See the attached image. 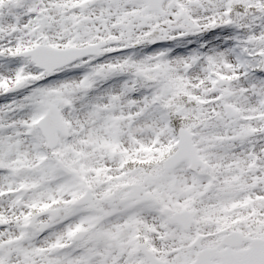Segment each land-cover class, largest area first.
<instances>
[{
	"label": "rangeland",
	"instance_id": "1",
	"mask_svg": "<svg viewBox=\"0 0 264 264\" xmlns=\"http://www.w3.org/2000/svg\"><path fill=\"white\" fill-rule=\"evenodd\" d=\"M88 1L0 0V96H3L1 93L7 88L20 82L25 83L21 90L12 94L14 96H8L10 101L6 100L7 96L0 97V264H22L16 255L22 249L30 260L39 256L40 262L36 264H43L42 259H45L44 264H142L139 260L127 257L129 238L132 239L135 234L133 230L128 232L127 228L133 221L143 222L141 226H145V231L147 229L150 234V246L156 251H162L159 244L162 229L167 226L164 225V219L153 210L145 211L140 205L141 209L136 208L124 214L119 209L115 212V224L103 225L105 219L99 218L98 210L90 215L83 213L86 209L73 207L81 193V185L88 186L93 198H98L101 186L97 190L94 187L99 185V180L121 182L125 178L113 171L116 170L115 163L106 161V157H111L107 149L111 143L121 142L125 145H117L119 156L116 161L123 148L136 154L141 152L138 150L140 147L142 151L150 148V151L168 152L174 147L173 130L176 126H183L193 135V143L201 162L196 178L188 175L181 167L172 174L150 175L135 183L142 189L146 186L151 190L170 189L169 186L177 182L172 189L181 194L180 199L184 197L180 201L174 199L173 202L186 206L187 201H198L191 210L197 221L208 223L209 229L204 230L206 234L218 232V228L244 229L248 225L262 235L264 77L258 75L257 70L262 63L258 55L264 53V0H168L172 6L167 17L161 19L154 15L147 16L140 4H131L126 0H101L92 7ZM226 1L246 8V14L238 26L243 42L240 49L248 60L241 62L239 55L229 53V32L225 43L222 39L214 43L213 34L206 38L205 41H210L212 48V65L209 68L203 69L201 65L205 60L198 64V58L188 72L184 67L188 68L192 61L186 59L163 63L153 62L150 57L147 63L146 58H135L133 65L139 66L140 72L144 74L152 71L155 73L153 81L158 83L160 80L155 92L160 94L161 77L166 74V85L172 88L173 94L164 99L173 101L174 97L179 96L167 109L159 105L148 107L151 101L146 99L134 112L127 110V98L123 103V123L117 124L120 116L110 108L113 105L110 95L114 90L113 95L120 97L117 89L124 87H101L95 83H82L78 78L52 81L46 78L43 81L44 73L41 70L17 56L37 45L64 49L67 45L79 44L81 41L92 42L95 39L92 36L97 32L101 38H109L112 42L121 41L125 35H132L136 30L144 32L154 26L160 29L159 24L169 26L173 23L170 15L176 14L181 18L182 13L196 28L213 29L215 14L222 6L224 8ZM78 6L89 9L81 14ZM38 12H43L47 17L44 31L39 29ZM84 17L86 29L91 32L92 38L89 39H84L85 32H73L72 23ZM161 33L165 35L167 32ZM246 37L247 41L254 39L257 42L247 45ZM242 63L248 67L245 68ZM200 67L202 72L198 70ZM157 74L160 75L158 79ZM215 78L227 80L230 85L218 87ZM138 85L140 88L135 92L143 93L141 84ZM148 89L153 92L150 85ZM90 90L108 97L107 101H98L96 95L90 98L81 94ZM49 103L60 105L61 118L70 133L68 139H59L49 160H55L58 166L60 164L68 168L71 177L62 176L57 165L55 172L47 165L40 168L41 163H45V155L35 150L33 141H40L35 123L43 116ZM63 103H68L67 109ZM103 106L107 107V114L102 112ZM225 106L235 110L237 116L233 121L224 118ZM113 108H121V102L114 104ZM159 108L163 110L160 112ZM128 115L136 119L129 133L125 131ZM104 132L108 134L104 135ZM132 141L139 145L133 147L128 143ZM126 188L125 185L121 187L124 191ZM19 189L27 190L28 193L22 195ZM189 192L193 193V197ZM18 199L21 202L19 206L16 205ZM33 208L39 211L59 209L56 218L40 220L53 225L54 230L39 241L32 240L26 230ZM105 213L111 212L105 210ZM156 216L162 223L156 220ZM98 220L99 227L96 224ZM109 228H112V236L121 237L120 245L111 250L105 248ZM79 229L90 231L91 236L85 243L73 244L64 240L67 235ZM170 232L175 238L166 239L162 254L169 255V263L185 264L180 254H173L184 236L175 230ZM101 233L105 234V244L99 242ZM67 243L71 246L70 250L62 254L52 252L53 246L65 247ZM121 255L127 259L118 258Z\"/></svg>",
	"mask_w": 264,
	"mask_h": 264
},
{
	"label": "flooded vegetation",
	"instance_id": "2",
	"mask_svg": "<svg viewBox=\"0 0 264 264\" xmlns=\"http://www.w3.org/2000/svg\"><path fill=\"white\" fill-rule=\"evenodd\" d=\"M166 10L167 9L164 7L163 8V15L165 14ZM191 28H192L191 25H189V28H185V29L183 27H181V29L177 31L178 37L179 38H190L191 37L190 33L193 32L191 30ZM155 34H156V38H160L161 41L163 40L161 42V45H163L166 40L161 35H159L157 33H155ZM148 36H149V33L146 35V38H148ZM145 43H147V41ZM161 45H159V46H161ZM155 47H158V46L149 45L147 50L149 51L150 49L155 48ZM185 48H186V46L176 47V49L170 55H164V56H159V57L155 55L153 57L154 58L153 62L162 61L164 63L165 61L174 60V59H176L178 61L183 60L184 58L189 59L188 55H187V51ZM188 48L191 49L192 45H190ZM128 49H130V48L128 47ZM115 58L118 61H121V60L127 61V65H121V66H116V67L111 68L114 71L111 74H114L115 76H117L119 80H122V82L130 79L131 77H134L135 72H137V68L138 69L140 68V67H136L133 64L130 65L131 59L129 56L118 54ZM99 59H100V57H98V60ZM88 60H91V58L77 62L75 65H73L72 67L69 68L70 72H73L75 75L86 74L87 67H84L82 72L80 71V69L83 67L82 64L87 62ZM176 60H174V61H176ZM101 68L106 70V73H104L102 77H105L107 74H109V73H107V71L111 70L110 68L108 69L107 67H101ZM72 69H73V71H71ZM158 76H160V75L157 74V78H159ZM162 76H166V74L162 75ZM118 92H119L120 97H116L113 94H111L110 96L112 97V99L115 102L124 101L126 94L121 89H118ZM138 96L141 98L147 97L148 99H150L152 97L151 94H148V95L144 94V95H138ZM132 107L134 108V103H133ZM133 123L135 124V121ZM134 145H138V144L134 143ZM128 150L129 149L127 148V151L125 150L121 153L120 161L125 162L127 165L130 166L131 170H134L135 172L136 171H148V172H150L154 169V167L161 170V164H162L163 160H165L168 156L167 154L166 155L164 154V156L163 155L161 156L162 153L152 154V153H149V151H141L139 154H136V153H132ZM178 167L179 166H177L175 169H177ZM145 175H147V174H145ZM113 186H114L113 183H109L107 187L102 185L101 186L102 190L99 194V197L93 198V196H92V198L90 200H85L88 204L83 206L85 208H90L92 210H98V212L100 214L99 218L105 219L103 225L115 224V222H116L115 212L119 209L118 206L121 204L119 201V193L120 192L116 191L115 189H113V190L110 189ZM141 191L143 193H148L147 191H143L142 189H141ZM140 195H141L140 193H135L134 197H135V200H137V201H131V202L140 203L141 202ZM154 195L156 196V197L155 196L154 197L157 199V201L156 202L153 201L154 203H156V206L155 205H152V206L154 208H156L157 210H167L171 213L178 212L179 210H181L178 207L171 205L173 199L169 198L168 196L162 195V192H154ZM168 199H170L172 201H169ZM152 200H154V199H152ZM152 200H150V201H152ZM127 202H129V201H127ZM105 210H108L111 213H105ZM181 211H183V210H181ZM96 224L99 227V225H100L99 220L97 221ZM173 228L175 230H179L174 225H173ZM111 231H112V228H109L108 233H106L107 234V241H106L107 249L114 248V246L118 243V241L120 239V237H118V236H112ZM50 232L51 231H50V226H49L48 229L43 234H40V235L43 236L44 234H48ZM222 232H224V231L219 232L221 237H219V236L218 237L215 236L213 238L203 237L199 243H195V241L199 238L200 235H199V229H198L197 225L194 224L193 228L190 229L186 233V234H188V236L186 238L185 237L181 238V241H182L181 244H182V246H187V249L185 252L190 254L192 256V259H193L197 252L205 251V250H209L213 254H221L222 253V255H223L225 252H228L230 254H237V253L242 252L248 248L247 247L248 245L246 244L247 243V237H244V236H249V238H251V239L257 238L248 232L240 231V230L238 231V230L233 229V228H230V230H227L226 232L227 233H235L234 235H227L226 234V235L222 236ZM236 232H238L239 234ZM139 234H141V237H143L144 231H141ZM90 236H91V234L89 232H87V239L90 238ZM104 237H105V234H103V233L99 234V242L101 244H105L104 243V241H105ZM170 239L174 240V237L171 236ZM141 245H143L144 247L147 246V242H145L144 238H142L141 241L138 242V247H140ZM20 256H22V254H20ZM35 260L39 261V259H37V258H35ZM24 261L27 263L30 261V259L28 257H25ZM42 261L45 262V259H42L41 262ZM27 264H29V263H27ZM33 264H36V263H33ZM212 264H215V262H212Z\"/></svg>",
	"mask_w": 264,
	"mask_h": 264
},
{
	"label": "water",
	"instance_id": "3",
	"mask_svg": "<svg viewBox=\"0 0 264 264\" xmlns=\"http://www.w3.org/2000/svg\"><path fill=\"white\" fill-rule=\"evenodd\" d=\"M34 62H35L38 66H42V65L39 64V62H38L37 59H34ZM65 64H67V61L62 62V63H60L59 65L53 66V67H51V69H47V71L50 72V71H52V70H54V69H56V68H59V67L65 65ZM44 68H46V67H44ZM181 133H182V132H180L179 135H180ZM185 143H187V144L190 146V143H189V140H188V139H183V140L181 139V142H180V146H179V148H181L182 146H184L185 148H187L186 145H185ZM167 164H168V163H167Z\"/></svg>",
	"mask_w": 264,
	"mask_h": 264
},
{
	"label": "bare ground",
	"instance_id": "4",
	"mask_svg": "<svg viewBox=\"0 0 264 264\" xmlns=\"http://www.w3.org/2000/svg\"><path fill=\"white\" fill-rule=\"evenodd\" d=\"M101 141V140H100Z\"/></svg>",
	"mask_w": 264,
	"mask_h": 264
}]
</instances>
